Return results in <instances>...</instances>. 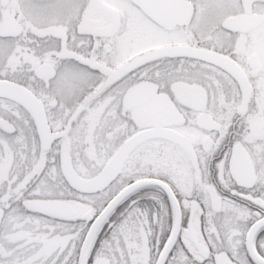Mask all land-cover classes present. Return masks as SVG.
<instances>
[{"label":"snow or ice","instance_id":"snow-or-ice-1","mask_svg":"<svg viewBox=\"0 0 264 264\" xmlns=\"http://www.w3.org/2000/svg\"><path fill=\"white\" fill-rule=\"evenodd\" d=\"M0 264H264V0H0Z\"/></svg>","mask_w":264,"mask_h":264}]
</instances>
